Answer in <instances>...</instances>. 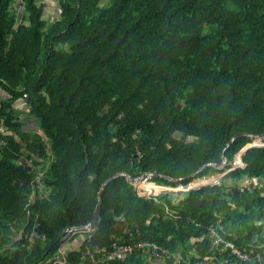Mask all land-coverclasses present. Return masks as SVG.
Segmentation results:
<instances>
[{
  "label": "trees",
  "instance_id": "obj_1",
  "mask_svg": "<svg viewBox=\"0 0 264 264\" xmlns=\"http://www.w3.org/2000/svg\"><path fill=\"white\" fill-rule=\"evenodd\" d=\"M19 1L0 0V124L11 131L1 133L0 264L91 263L142 240L167 249L159 264H264V145L229 170L264 134V0H59L54 19L42 0ZM20 97L42 134L16 120ZM224 156L197 174L229 170L220 183L186 191L148 197L115 177L97 227L80 228L114 175L193 187L218 180L190 174ZM41 162L48 193L33 199ZM211 229L261 259L212 247ZM150 253L95 264H154Z\"/></svg>",
  "mask_w": 264,
  "mask_h": 264
},
{
  "label": "built area",
  "instance_id": "obj_2",
  "mask_svg": "<svg viewBox=\"0 0 264 264\" xmlns=\"http://www.w3.org/2000/svg\"><path fill=\"white\" fill-rule=\"evenodd\" d=\"M1 133H3V128L0 125V146H4L7 144L6 140L2 137ZM42 176L43 174H38L37 176V190H35L32 194V198L34 199L35 195H38L39 197H44L48 191L45 188V185L42 181ZM182 185V184H181ZM190 185V184H189ZM184 186V185H183ZM138 191V190H137ZM140 192V191H138ZM140 194V193H139ZM157 195V194H156ZM146 196H151V194H148ZM72 229H78V228H72ZM211 234L213 235V241H212V247H219L220 245H224V248L231 249V251L236 254L240 260L242 261H251V260H260L261 255L258 253L255 256L250 255V253L243 252L239 248L236 247V245L231 242L230 240H225L223 236H221L215 229H211ZM36 231L33 229L30 233H27V238L30 242H34L36 239ZM150 249L151 253L150 254H155V256L159 257L162 255H165L168 253L167 249L162 248L161 246L157 245L154 242H148V241H138L132 244H127V243H122V244H117L114 246V248L106 252L103 256L101 257H95L94 254L91 255V263L95 264L96 262H105L107 260H116V259H124L130 254H132L135 250H146ZM61 251V249H60ZM62 253V251H61ZM88 253H90L88 251ZM65 254V253H63ZM63 263L62 261H59ZM91 263H85V264H91Z\"/></svg>",
  "mask_w": 264,
  "mask_h": 264
},
{
  "label": "rangeland",
  "instance_id": "obj_3",
  "mask_svg": "<svg viewBox=\"0 0 264 264\" xmlns=\"http://www.w3.org/2000/svg\"><path fill=\"white\" fill-rule=\"evenodd\" d=\"M59 0H42V2L44 3L45 5V15L46 17L48 18H53L54 17H57V12H58V7H59ZM18 3H20L19 0H16L15 4L17 5L18 7ZM52 7V9H51ZM22 11V9H21ZM21 11H19V15L21 14ZM239 153L237 154V157H238ZM236 161L233 162V164H235ZM237 166H241V163L237 164ZM219 174L220 173H214L212 175H210L209 177L208 176H203V177H198L197 179H200V178H216L218 176V180H216V183H220L222 181V177H223V173H222V176L219 177ZM196 179V180H197ZM148 181L150 182H154V181H151L150 177L148 179ZM156 185L160 186V189L159 190H153V191H146V190H141V195H148V194H151V195H156V194H159L161 193L162 191H165V190H170V191H175V192H180V191H186L188 190V187H190L191 185H188V186H183L181 184H179L178 186L176 187H169V186H164V185H160V184H157L156 182H154ZM203 186V185H202ZM194 188L196 187H201V185H194L193 186ZM192 188V186L190 187V189ZM37 219V217L35 218ZM80 230H76V229H68L66 232L68 233H76ZM84 237L83 234H80V236H78L76 239H73V240H70V241H67L61 248V251L62 253H65L66 251H69V250H73V249H77L81 244H82V238ZM35 242V241H34ZM34 242H30L29 241V244L30 245H33ZM150 259L153 261L154 264H159L161 261L160 259H155V254H150Z\"/></svg>",
  "mask_w": 264,
  "mask_h": 264
},
{
  "label": "water",
  "instance_id": "obj_4",
  "mask_svg": "<svg viewBox=\"0 0 264 264\" xmlns=\"http://www.w3.org/2000/svg\"><path fill=\"white\" fill-rule=\"evenodd\" d=\"M242 133H239L237 135H235L233 137V139L231 140V142H233L239 135H241ZM259 140L260 142L259 143H256V141ZM230 142V143H231ZM229 143V145H230ZM264 145V134L263 135H254L253 136V141L251 143H248L240 152H239V164L241 163V166H245V163L243 161V155L247 152V150L251 147H254V146H263ZM235 161L237 162V156L235 158ZM227 162V157L224 156V160L221 164H215V163H207L205 165H203L202 167H200L197 171H195L194 173L190 174V176L192 177H195L194 180H196L198 177H197V174L200 173L201 171H203L207 166H211V165H215L216 167H222L226 164ZM238 164V163H237ZM237 164H233V167L229 170H232L237 166ZM229 170H227L226 172H228ZM226 172H224L223 174H225ZM120 175H125L128 177V179L131 181L132 184L135 185L136 189L138 191H140L139 193H141V188H139L138 184L141 183V182H144V181H148L149 177H151L153 174H144L140 177H137V178H133L132 176H130L129 174L127 173H120V174H117V175H114L113 177L107 179L105 181V183L103 184L100 192H99V202H98V205L96 207V211H95V216H94V220L87 224L86 226H83V227H80L81 229H88V230H93L97 227L98 225V221H99V212H100V207L102 205V191H103V188L105 187V185L110 182L113 178L117 177V176H120ZM222 174H219V177H221ZM193 180V181H194ZM192 181V182H193ZM216 181L214 182H209V183H205V184H202V185H208V184H214ZM191 184V183H190ZM201 185V186H202ZM191 187V186H190ZM190 187H188V190L190 189ZM194 188V187H192ZM77 228V227H76Z\"/></svg>",
  "mask_w": 264,
  "mask_h": 264
},
{
  "label": "crops",
  "instance_id": "obj_5",
  "mask_svg": "<svg viewBox=\"0 0 264 264\" xmlns=\"http://www.w3.org/2000/svg\"><path fill=\"white\" fill-rule=\"evenodd\" d=\"M54 2V0H53ZM17 6V5H16ZM19 7V5H18ZM52 9V7H51ZM9 98V94L0 87V105L3 101ZM13 109L15 111V115L17 116V121H20L22 124V129L27 132H38L42 134V131L40 129L39 123L37 122L36 118L30 114V106L25 100V98L20 97L13 101ZM3 128L4 133H11V131L7 130L3 124H0ZM44 162H41L39 165H36L38 174H43V166Z\"/></svg>",
  "mask_w": 264,
  "mask_h": 264
}]
</instances>
